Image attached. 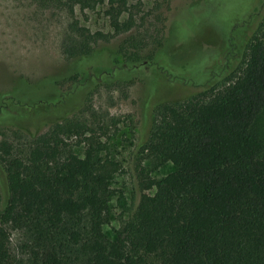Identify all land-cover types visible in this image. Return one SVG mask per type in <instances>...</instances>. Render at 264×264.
Masks as SVG:
<instances>
[{"label":"trees","instance_id":"trees-1","mask_svg":"<svg viewBox=\"0 0 264 264\" xmlns=\"http://www.w3.org/2000/svg\"><path fill=\"white\" fill-rule=\"evenodd\" d=\"M60 2L71 11L106 4L114 34L126 37L113 60L72 64V85L56 105L40 102L54 110L45 131L24 119L22 100L2 98L0 264L12 263L9 226L35 231L27 246L34 264H264V12L260 20L251 16L232 26L220 57L200 77L181 78L197 87L193 94L156 104L159 119L136 166L143 193L110 239L104 226L120 163L95 126L106 127L76 115L100 86L131 84L144 66L162 69L157 55L167 36L132 33L128 0ZM182 10L190 13L178 4L172 15ZM175 20L190 32L185 19ZM101 36L72 21L62 40L67 62L92 57ZM7 129L24 135V155L4 136ZM68 136L80 137L83 156L73 152ZM167 162L174 171L151 176Z\"/></svg>","mask_w":264,"mask_h":264},{"label":"rangeland","instance_id":"rangeland-1","mask_svg":"<svg viewBox=\"0 0 264 264\" xmlns=\"http://www.w3.org/2000/svg\"><path fill=\"white\" fill-rule=\"evenodd\" d=\"M60 1L0 0V102L8 96L22 100L24 119L34 130L45 131L50 127L54 110L40 102L51 99L56 105L58 97L72 85L68 79L72 64L80 68L109 62L126 37V34H114L105 14L106 4L91 8L77 5L71 11ZM178 4H187L190 13L182 10L172 15ZM128 8L126 16L132 14L136 21L132 33L157 38L166 34V44L157 55L163 67L160 71L142 67L140 79L131 84L111 89L100 86L81 107H85L84 112L76 115L83 121L101 122L100 126L106 127L102 133L99 126H95L97 134L107 142L109 156L120 163L118 173L110 182L114 195L110 201V222L104 226L110 239H114L116 230L132 217L143 193L136 166L143 158L142 145L150 138L159 119L156 104L193 94L197 87L184 83L181 78L200 77L205 68L220 57L236 22L249 20L251 16L261 19L264 0H128ZM174 17L185 19L190 32H186L180 22L173 21ZM74 20L104 36L98 40L92 57L70 64L63 54L62 40ZM261 20L264 30V17ZM260 127L264 131V121ZM4 136L14 144L16 153L27 152L22 133L7 129ZM65 139L73 152L83 156L80 137ZM174 170L175 165L167 162L151 176L162 178ZM8 229L11 264H34L27 246L35 242V231L12 226Z\"/></svg>","mask_w":264,"mask_h":264}]
</instances>
